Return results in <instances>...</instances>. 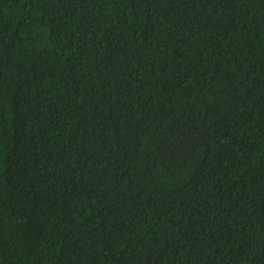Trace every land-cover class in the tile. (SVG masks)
<instances>
[{
	"label": "trees",
	"instance_id": "1",
	"mask_svg": "<svg viewBox=\"0 0 264 264\" xmlns=\"http://www.w3.org/2000/svg\"><path fill=\"white\" fill-rule=\"evenodd\" d=\"M0 264H264V0H0Z\"/></svg>",
	"mask_w": 264,
	"mask_h": 264
}]
</instances>
